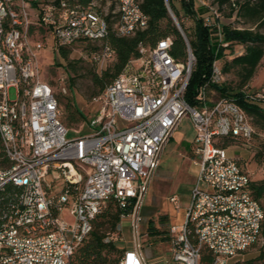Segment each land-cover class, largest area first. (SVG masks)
Wrapping results in <instances>:
<instances>
[{
  "label": "built area",
  "instance_id": "2783aa9c",
  "mask_svg": "<svg viewBox=\"0 0 264 264\" xmlns=\"http://www.w3.org/2000/svg\"><path fill=\"white\" fill-rule=\"evenodd\" d=\"M94 1L0 0V264H76L73 254L96 216L112 200L126 209L128 199L135 200L133 208L120 214L104 241L122 243L121 222L129 219L132 248L123 249L118 264H148L138 211L162 150L185 116L193 125L196 179L183 223L169 227L172 262L165 264H200L203 249L211 252V264H227L257 244L264 264V211L249 189L252 172L223 145L229 138L248 148L256 130L232 97L210 87L225 82L222 65L233 55L224 41L221 12L207 4L209 12L201 17L217 51H224L212 61L194 105L186 102L185 91L195 57L183 33L185 60L171 54L172 38L165 37L152 47L140 45L139 55L92 98L100 108L89 121L90 132L80 134L60 121L56 90L66 93L67 74L57 73L55 90L41 77L38 54L50 36L58 47L101 42L109 31V11L99 10ZM114 1L117 36L129 37L147 26L139 0ZM8 16H16L15 26H7ZM92 58L104 66L115 61V52L103 45ZM241 92L264 102V92L254 94L249 85ZM60 154L78 156L82 171L71 165L49 168L48 160ZM76 190L84 191L83 200H76ZM170 202L179 209L176 196Z\"/></svg>",
  "mask_w": 264,
  "mask_h": 264
},
{
  "label": "trees",
  "instance_id": "16d2710c",
  "mask_svg": "<svg viewBox=\"0 0 264 264\" xmlns=\"http://www.w3.org/2000/svg\"><path fill=\"white\" fill-rule=\"evenodd\" d=\"M82 3H88L92 0H80ZM178 2L181 6V11L187 17H190L194 22V32L190 36L183 24L179 20V12L175 7ZM227 2L230 14H235L242 19L244 23L249 24V27L237 28L231 25H223L224 41L230 43V47L241 45L244 50L242 54L235 55L231 60L223 62L222 70L224 73L233 71L238 78V86L235 91L228 85L211 84L219 96L232 97L236 103L253 118L254 124L264 132V102L247 99L241 92V89L248 84L249 80L254 75L260 61L264 56V32L260 28L264 27V0H217L221 6ZM169 7L179 20V24L183 30L187 42L195 57V64L191 73L186 91L185 100L189 105H194V96L199 86L203 85L209 79L211 72V64L215 58L223 55V48L217 51V44L211 37V31L207 26L203 25V20L197 15L194 10L193 0H167ZM140 7L144 14L148 17V24L144 29L137 30L132 36L119 37L113 30L114 23L117 20L116 16L111 14V9L106 16L108 22V34L101 41V47L107 45L115 52V61L111 66H108L101 74H93L92 83L95 86L93 97L102 94L105 88L117 78L126 67L128 61L132 57H137L138 47L154 46L156 42L165 37L172 38L171 54L177 60H185L186 44L184 37L177 29L176 25L169 16L165 5V0H140ZM219 9V8H218ZM57 51L64 59H67V47L57 46ZM217 52V53H216ZM70 86H73L74 79L71 77V72H75L74 63H68ZM59 103V102H58ZM60 108V105H59ZM64 119L68 125L78 123L85 120L86 117L78 107H70V103L66 104L64 110ZM256 131L251 143L248 147L252 151L253 140L255 136H260ZM233 142L232 139L226 138L224 146L227 142ZM2 156L0 143V158ZM249 189L253 197L260 203L264 211V178L261 180H252ZM126 209H121L115 200L108 203L106 209L96 216L93 220V227L85 241L75 250L72 260L76 264H118L122 257L123 250H119L116 244L105 242V237L108 231H113L119 222V216L122 212H129L135 203L134 199H128ZM148 235H159L160 232L155 226L148 228ZM168 233V232H167ZM262 237L264 238V221L261 229ZM262 254L258 257L260 264ZM213 256L207 249H203L200 258V264H211ZM247 264H253V261H247Z\"/></svg>",
  "mask_w": 264,
  "mask_h": 264
},
{
  "label": "rangeland",
  "instance_id": "374dc122",
  "mask_svg": "<svg viewBox=\"0 0 264 264\" xmlns=\"http://www.w3.org/2000/svg\"><path fill=\"white\" fill-rule=\"evenodd\" d=\"M194 10L197 15L202 17L206 15L209 7L219 8L218 10L222 14L221 21L224 25H231L238 28L249 27V24L238 18L234 13L230 14L227 2L221 6L216 3L217 0H193ZM244 0H241L240 4ZM99 10L109 11L115 6L114 0H95L94 1ZM175 7L179 12V20L183 24L187 33L192 36L194 32V22L190 17H187L181 11V6L178 2L175 3ZM169 10L174 14L173 10L169 7ZM176 17V15L174 14ZM179 24V20L176 17ZM180 25V24H179ZM181 27V26H180ZM182 30V28H181ZM260 31L264 32V27L260 28ZM183 32V30H182ZM101 48V42L95 43H83L76 42L71 46L67 47L68 56L67 59L61 57L57 51V46L53 37H49L47 40L46 47L38 54L41 60L40 74L41 77L50 84L54 89H57L55 78L58 72H65L68 76L67 91L63 94L56 90V96L60 105V121L66 128L80 129V134H86L90 132L88 127L89 121L93 119L100 108L98 103L93 102L92 96L95 91L91 79L93 74H101L108 66L112 63H107L104 66H100L96 63L93 58V52L98 51ZM243 47L238 45L232 46L229 49L233 55L229 57L231 60L235 55V52L243 51ZM74 63L75 72H71V77L74 79L73 86H70L68 63ZM223 66V65H222ZM226 80L223 85H228L235 91L238 86V78L233 71L225 73ZM249 89L252 93L264 92V56L260 61L254 75L249 80ZM8 97L10 100L15 98L14 88H10L8 91ZM70 103V107H78L86 119L81 120L78 123L68 125L65 121L64 110L66 104ZM264 108V104H263ZM253 122V118H252ZM255 130L260 136H255L253 140L252 151L248 148L235 144L234 142H227L228 152L240 158L242 164L252 172V179L254 181L261 180L264 178V132L254 124ZM175 136L172 138L163 148L160 156L158 168L152 177L148 191L142 199L139 215L141 221L138 225L140 242L142 246L143 254L149 262L150 259L157 257L161 251L158 241L165 240L167 232L169 231L170 223L177 217L174 205L169 201V198L176 196L180 205V211L183 213L186 210L187 204L190 199L191 189L195 183V167L192 164V152L191 143L186 139L193 134V125L189 116H185L181 119ZM74 134L70 133L69 136ZM189 139V138H188ZM242 153V156H241ZM251 156V157H250ZM155 226L160 232L159 235L150 236L148 235V228ZM115 231H108L106 237H110ZM120 236L122 243L118 242L116 247L121 250L126 242H130L134 239V234L128 225H121ZM262 245L257 244L247 251H245L238 260H234L232 264H247L246 262L253 261V264H258V257L262 254ZM240 258V259H239Z\"/></svg>",
  "mask_w": 264,
  "mask_h": 264
},
{
  "label": "crops",
  "instance_id": "0c3cea01",
  "mask_svg": "<svg viewBox=\"0 0 264 264\" xmlns=\"http://www.w3.org/2000/svg\"><path fill=\"white\" fill-rule=\"evenodd\" d=\"M177 129V128H176ZM176 129L174 130V132H173V134H172V136H171V138H170V140L172 139V138H174V136H175V131H176ZM189 138V139H188ZM186 140L187 141H189L190 143H191V140H192V138H193V134L190 136V137H188ZM169 140V141H170ZM163 151V150H162ZM241 156H242V153H241ZM251 157V156H250ZM192 161V160H191ZM192 164H193V162H192ZM193 167H195V166H193ZM158 168V167H157ZM157 170V169H156ZM195 173H196V167H195ZM153 176H154V174H153ZM152 176V177H153ZM152 179V178H151ZM195 179H196V174H195ZM151 181V180H150ZM150 183V182H149ZM194 186V185H193ZM148 187H149V185H148ZM193 188V187H192ZM192 190V189H191ZM147 191H148V188H147ZM147 191H146V193H147ZM145 193V194H146ZM145 196V195H144ZM169 201H170V198H169ZM189 201H190V199H189ZM188 205H189V202H188V204H187V207H186V210L183 212V213H181V211H180V205H179V209H175V211L177 212V217L170 223V226L171 225H175V226H180L182 223H183V221H184V219H185V214H186V211H187V208H188ZM140 206H141V204H140ZM139 210H140V207H139ZM138 213H139V211H138ZM139 217H140V215H139ZM140 221H141V217H140ZM121 225L123 226V225H128L129 227H130V229H131V223H130V220L129 219H124L122 222H121ZM131 231H132V229H131ZM132 243H133V240H131L130 242H126L125 243V245H124V248L122 247V249H131L132 248ZM158 243H159V246H160V249H161V251L159 252V255L157 256V257H154V258H152V259H150L149 260V262H147L148 264H165V262H169V263H171L172 262V260H171V234L169 233V231H168V234H167V236H166V239L165 240H162V242L161 241H158ZM142 254H143V251H142ZM143 256H144V254H143ZM144 258H145V256H144ZM146 259V258H145ZM240 259V258H239ZM235 260H238V259H235ZM147 261V260H146ZM234 262V260L233 259H230V260H228L227 261V264H232Z\"/></svg>",
  "mask_w": 264,
  "mask_h": 264
},
{
  "label": "bare ground",
  "instance_id": "6f19581e",
  "mask_svg": "<svg viewBox=\"0 0 264 264\" xmlns=\"http://www.w3.org/2000/svg\"><path fill=\"white\" fill-rule=\"evenodd\" d=\"M139 8L140 12H143L140 7L139 0ZM16 25V16H8L7 26H15ZM61 165H71V167H75V171H82V164H78V156H73L72 154H60L54 156L51 160H48L49 168H57ZM84 191L76 190V200H83Z\"/></svg>",
  "mask_w": 264,
  "mask_h": 264
},
{
  "label": "water",
  "instance_id": "95a60500",
  "mask_svg": "<svg viewBox=\"0 0 264 264\" xmlns=\"http://www.w3.org/2000/svg\"><path fill=\"white\" fill-rule=\"evenodd\" d=\"M165 5H166V8H167V10H168L169 5H168V3H167V0H165ZM168 13H169L170 18L172 19V21H173L174 24L176 25L177 29H178V30L180 31V33L182 34L183 32H182V30H181L180 25L178 24V22H177V20H176V17H175L174 14H173L171 11H169V10H168ZM182 36H183V34H182Z\"/></svg>",
  "mask_w": 264,
  "mask_h": 264
}]
</instances>
